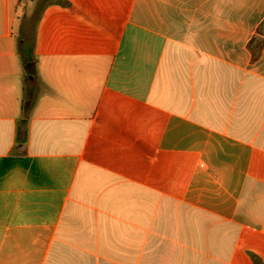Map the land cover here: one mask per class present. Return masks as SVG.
Wrapping results in <instances>:
<instances>
[{
  "label": "crops",
  "instance_id": "0c3cea01",
  "mask_svg": "<svg viewBox=\"0 0 264 264\" xmlns=\"http://www.w3.org/2000/svg\"><path fill=\"white\" fill-rule=\"evenodd\" d=\"M0 264H264V0H0Z\"/></svg>",
  "mask_w": 264,
  "mask_h": 264
},
{
  "label": "trees",
  "instance_id": "16d2710c",
  "mask_svg": "<svg viewBox=\"0 0 264 264\" xmlns=\"http://www.w3.org/2000/svg\"><path fill=\"white\" fill-rule=\"evenodd\" d=\"M31 105L29 103H26V105L24 106V111L25 113H27L30 110Z\"/></svg>",
  "mask_w": 264,
  "mask_h": 264
}]
</instances>
